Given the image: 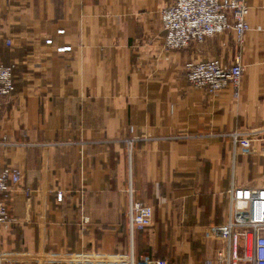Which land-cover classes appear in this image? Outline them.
I'll list each match as a JSON object with an SVG mask.
<instances>
[{
    "label": "crops",
    "instance_id": "crops-1",
    "mask_svg": "<svg viewBox=\"0 0 264 264\" xmlns=\"http://www.w3.org/2000/svg\"><path fill=\"white\" fill-rule=\"evenodd\" d=\"M171 2L0 0V64L17 87L0 108V165L22 172L0 256L222 264L206 260L208 230L229 218V191L264 187V152L234 150V133L264 139V0L249 1L243 43L230 29L179 50L164 46ZM211 59L240 60L238 95L190 84L186 64ZM130 189L154 208L149 228L129 227Z\"/></svg>",
    "mask_w": 264,
    "mask_h": 264
},
{
    "label": "built area",
    "instance_id": "built-area-1",
    "mask_svg": "<svg viewBox=\"0 0 264 264\" xmlns=\"http://www.w3.org/2000/svg\"><path fill=\"white\" fill-rule=\"evenodd\" d=\"M250 0H172L160 10V19L165 32L164 46L167 49H184L193 41L204 42L217 34L234 30L238 40L243 43L246 33L251 29L247 20ZM64 33V30H59ZM53 40H46L52 44ZM71 50L70 46L58 47L57 51ZM15 65L0 64V108L16 91L13 76ZM243 65L238 60L227 65L219 59L188 62L186 77L196 88H205L216 94L229 83H233L238 95V87L243 75ZM235 154L252 155L259 150L264 152V139L259 148L255 139L241 133H234ZM133 140H129L132 144ZM22 172L12 165H0V228L10 220L8 196L13 194L21 183ZM231 209L229 218L208 230L210 256L208 261L222 264H264V187H233L229 191ZM62 192L58 193L61 201ZM154 208L142 201L133 199L130 189L129 227L149 228L153 223ZM90 223L88 216L81 219V228ZM218 241L219 243L215 242ZM208 251V252H209ZM17 260L15 258L11 261ZM1 264V262H0ZM121 264H169L164 258H153L145 254L127 255Z\"/></svg>",
    "mask_w": 264,
    "mask_h": 264
},
{
    "label": "rangeland",
    "instance_id": "rangeland-1",
    "mask_svg": "<svg viewBox=\"0 0 264 264\" xmlns=\"http://www.w3.org/2000/svg\"><path fill=\"white\" fill-rule=\"evenodd\" d=\"M215 242L219 243L218 241H215ZM11 259L12 258L10 256H0V262H1V264H15L13 261H11ZM26 263L27 262H23V263H19V264H26ZM27 264H39V262L27 263ZM41 264H43V263H41Z\"/></svg>",
    "mask_w": 264,
    "mask_h": 264
}]
</instances>
